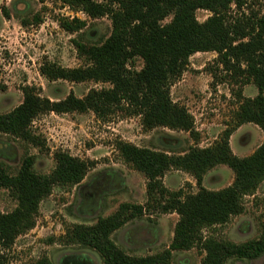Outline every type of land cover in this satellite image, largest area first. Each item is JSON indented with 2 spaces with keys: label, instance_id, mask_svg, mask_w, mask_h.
Returning <instances> with one entry per match:
<instances>
[{
  "label": "trees",
  "instance_id": "1",
  "mask_svg": "<svg viewBox=\"0 0 264 264\" xmlns=\"http://www.w3.org/2000/svg\"><path fill=\"white\" fill-rule=\"evenodd\" d=\"M60 1L90 20L108 18L111 31L101 43H75L84 66L64 68L45 63L40 74L48 81L94 82L107 87L91 89L81 98L69 93L63 99L51 100L42 97L36 87L24 86L22 102L0 114L1 135L41 148L44 141L32 131V123L40 115L92 112L98 119H105L121 112L140 117L145 131H183L196 142L193 116L170 96L171 85L181 78L189 58L196 53H216L217 63L225 72L243 79L242 86L252 84L258 91L253 98L244 97L241 90L236 92L239 105L232 124L209 147L200 148L195 143L175 154L116 141L114 149L122 161L146 179V203H122L113 214L97 218L92 225H71L66 228L63 242L92 249L102 264H170L173 252L194 248L204 253L201 264H227L231 259L253 261L263 256L264 226L257 238L241 243L218 241L203 232L226 225L232 217L242 214L244 198L254 195L264 181V14L244 16L230 23L227 16L231 7L240 11L247 0ZM14 10L19 12L15 7ZM198 10L209 11L211 16L199 23ZM1 11L9 18L5 8ZM85 24L77 17L60 21V27L69 34L81 31ZM135 60L142 62L140 69L135 68ZM244 124L260 128L263 142L249 156L238 157L230 148L229 138ZM53 158L55 167L49 174L34 171L33 156H24L14 175L0 163V189L7 190L16 202L10 212H0V264L5 263L6 252L15 240L35 227L40 204L53 188L80 185L97 164L62 150L56 151ZM218 165L233 172V181L220 190H208L202 186L203 178ZM171 169L189 174L198 191H168L162 179ZM150 212L178 216L172 240L161 253L131 256L114 243L111 235ZM29 264L52 262L41 257Z\"/></svg>",
  "mask_w": 264,
  "mask_h": 264
},
{
  "label": "rangeland",
  "instance_id": "2",
  "mask_svg": "<svg viewBox=\"0 0 264 264\" xmlns=\"http://www.w3.org/2000/svg\"><path fill=\"white\" fill-rule=\"evenodd\" d=\"M2 8L8 11L9 18L3 16ZM263 14L264 0H247L240 11L232 6L227 20L234 23L244 16L252 18ZM71 16L86 22L81 31L73 34L60 27V21L71 20ZM210 16L206 10L196 12L199 23ZM110 31L108 18L90 20L60 0L43 3L38 0H0V114L22 102L24 86L36 87L42 97L51 100L63 99L69 93L81 98L91 89L107 87L94 82L48 81L40 74V67L45 63L64 68L84 66L85 60L80 57L75 43H101ZM134 65L140 69L142 62L135 60ZM242 80L225 72L217 63L214 52L196 53L189 58L186 71L171 85L170 96L193 116L198 133L196 142L183 131L167 128L145 131L140 117L125 116L121 112L105 119H98L92 112L40 115L32 123V131L44 141L41 148L0 134V163L6 166L10 175L17 173L24 156L34 157L36 173L49 174L55 167L53 155L60 150L97 163L80 185L53 188L51 195L40 204L35 227L15 240L6 252L4 264H29L41 257L49 258L52 264H102L92 249L65 244L63 238L67 227L92 225L97 218L113 214L122 203L143 206L146 203L145 177L122 161L114 149L115 142L121 140L175 154L185 152L195 143L200 148L209 147L232 124L239 105L236 92L241 90L248 98L258 93L252 84L242 86ZM262 142L260 128L244 124L233 137L231 149L238 157H246ZM175 171L166 172L162 179L168 191L181 190L184 194L198 191L189 174ZM233 178L234 174L227 166L218 165L205 174L202 186L217 191L228 186ZM15 206L9 192L0 189V212L8 213ZM244 208L242 214L232 217L226 225L206 230L204 235L234 243L257 238L264 226V181L254 195L244 198ZM177 219L175 213L150 212L128 222L111 238L131 256L158 254L168 248ZM203 256L197 248L177 251L172 253L170 264H201ZM227 264H264V255L253 261L231 259Z\"/></svg>",
  "mask_w": 264,
  "mask_h": 264
},
{
  "label": "crops",
  "instance_id": "3",
  "mask_svg": "<svg viewBox=\"0 0 264 264\" xmlns=\"http://www.w3.org/2000/svg\"><path fill=\"white\" fill-rule=\"evenodd\" d=\"M243 126V125H242ZM242 126H240L239 128H237L233 133H232V135L230 136V138H229V144H230V148L232 147L231 146V143H232V139H233V137L238 133V132H240L241 131V129H242ZM232 150V149H231ZM233 152V151H232ZM233 154H235L234 152H233ZM237 156V155H236ZM175 172H177V171H175ZM232 181L233 180H231V182L228 184V186L232 183ZM227 187V186H226ZM207 189V188H206ZM209 189V188H208ZM123 229H124V227H123ZM119 230H122V228L121 229H119Z\"/></svg>",
  "mask_w": 264,
  "mask_h": 264
},
{
  "label": "built area",
  "instance_id": "4",
  "mask_svg": "<svg viewBox=\"0 0 264 264\" xmlns=\"http://www.w3.org/2000/svg\"><path fill=\"white\" fill-rule=\"evenodd\" d=\"M81 13V12H80ZM76 16H77V14H76ZM74 16H71V18H73ZM78 18V17H77Z\"/></svg>",
  "mask_w": 264,
  "mask_h": 264
}]
</instances>
